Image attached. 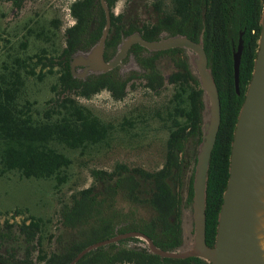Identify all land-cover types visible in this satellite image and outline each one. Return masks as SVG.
Returning <instances> with one entry per match:
<instances>
[{"label":"trees","instance_id":"trees-1","mask_svg":"<svg viewBox=\"0 0 264 264\" xmlns=\"http://www.w3.org/2000/svg\"><path fill=\"white\" fill-rule=\"evenodd\" d=\"M7 1L11 8L21 11L27 2L39 0ZM106 1L112 18L106 59L116 54L122 38L134 33H140L146 41H159L163 34L204 41L222 113L207 191L206 239L208 246L213 247L230 176L236 124L259 48L262 0H156L151 6L155 13L152 21H143L139 16L126 17L124 13L116 16V0ZM70 13L75 25L64 33L62 47L56 43L60 21H53L52 31L35 28V22L29 21L17 47L6 40L0 66V176L17 174L26 180L55 181L56 189L61 190L70 181L74 156H80L81 160L93 157L102 148L109 149L113 138L135 141L146 137L152 121L168 130L165 160L154 171L125 163L116 164L113 171L92 169V186L62 200L55 221L30 215L21 223L0 224V264H71L89 246L113 237L115 227L131 218L132 223L125 225L122 232L140 231L165 251L182 245L180 188L184 186L185 191L184 156L191 141L195 142L196 150L201 142L203 108L202 90L189 70L184 51L158 52L150 67L146 59L142 60L149 73L142 80L146 90L160 95L166 84L173 89L174 94L161 110L150 112L147 106L136 107L121 120L104 122L80 100H90L108 90L115 101H122L130 81L122 80L115 71L91 75L87 80L73 77V56L79 51H89L100 40L106 15L101 0H76ZM241 32H245V49L238 95L233 55ZM32 39L44 46L38 53L28 55ZM134 50L146 49L137 45ZM163 55H172L177 68L168 80L155 63ZM38 69L40 72L36 74ZM46 69L48 72L44 73ZM47 76L55 79L53 96L36 108L38 103L32 100L28 83ZM193 196L191 187L188 206ZM144 208L152 212L150 219L137 216L136 212ZM127 209L132 212L130 215L125 213ZM22 215L16 211L13 217ZM77 264L208 263L198 258L161 259L145 248L112 244L90 252Z\"/></svg>","mask_w":264,"mask_h":264},{"label":"water","instance_id":"water-1","mask_svg":"<svg viewBox=\"0 0 264 264\" xmlns=\"http://www.w3.org/2000/svg\"><path fill=\"white\" fill-rule=\"evenodd\" d=\"M106 15V26L100 40L86 52H77L71 61L73 77L85 80L88 76H100L117 67L130 49L138 44L152 53L180 49L184 51L189 70L202 90L201 142L197 148L187 187L193 177L194 196L189 211L182 215V245L165 251L147 235L132 232L96 243L82 251L71 262L77 264L90 252L111 245L122 239L137 238L144 242L149 254L161 259L187 260L198 258L208 264H264V0L260 19L261 35L254 61L252 79L241 107L230 157L229 180L218 218L216 241L208 246L207 191L212 154L221 127L222 113L219 90L211 69L203 39L195 42L184 35L149 42L140 33L122 40L117 55L110 61L105 59L107 39L112 26L111 11L106 0H101ZM244 34L241 32L234 50L235 87L240 95V72L244 53ZM167 36V38H165ZM82 67V70H78ZM185 187V192H188ZM188 194V193H187Z\"/></svg>","mask_w":264,"mask_h":264},{"label":"rangeland","instance_id":"rangeland-1","mask_svg":"<svg viewBox=\"0 0 264 264\" xmlns=\"http://www.w3.org/2000/svg\"><path fill=\"white\" fill-rule=\"evenodd\" d=\"M75 1H30L25 4L21 11H18L11 8V4L7 0H0V66L3 47L7 45L6 40L17 47L23 41L24 26L29 21L35 22L33 23L35 28L51 31L53 21H60V30L56 31V43L59 47L64 46V33L75 25V20L70 13V7ZM155 1L116 0L115 12L117 15L124 13L126 17L138 18L139 16L143 21H152L155 13L151 6ZM43 46V42L32 39L27 54L34 55ZM170 58L163 56L158 62L165 79H168L176 71ZM39 72L40 69L37 70L36 74ZM46 72L48 69L44 73ZM28 84L30 86L28 92L32 100H36L38 103L36 108L44 105L53 96L52 87L55 84V79L51 76L44 77L43 80L33 79ZM136 85L135 89L129 86L127 96L122 101H115L108 91H103L90 100L81 99L80 102L92 109L104 122H108L121 120L130 109L136 107L147 106L150 112L161 110L162 105L168 102L174 94L172 87L168 84L160 95H153L148 92L140 82ZM168 135V130L163 125L152 121L147 129L146 137L135 141L122 137L113 138L109 149L102 148L93 157H85L81 160L80 156H74L75 164L70 171V181L61 190L56 189L55 181L26 180L17 174L0 176V224L5 223V221H9L11 224L21 223L25 217L30 215L54 219L55 221V217L59 216L62 200L92 186L94 183L91 177L92 169L113 171L114 166L118 163H125L130 167H143L149 171L160 169L165 160L164 154ZM192 179L193 177L191 182ZM187 184L189 183L186 182V187ZM183 193L185 204L182 212L190 210L187 204L189 190ZM16 211H21L23 215L14 218ZM141 213L143 217H151L152 215L149 208H144ZM138 245L142 246V244Z\"/></svg>","mask_w":264,"mask_h":264},{"label":"flooded vegetation","instance_id":"flooded-vegetation-1","mask_svg":"<svg viewBox=\"0 0 264 264\" xmlns=\"http://www.w3.org/2000/svg\"><path fill=\"white\" fill-rule=\"evenodd\" d=\"M115 15L118 16L115 12ZM112 27V26H111ZM111 30V29H110ZM135 34V33H134ZM133 35V34H132ZM131 36V35H130ZM142 36V35H141ZM109 37V36H108ZM128 37V36H127ZM126 38V37H124ZM122 38V40L124 39ZM167 38V36L165 37ZM144 39V38H143ZM162 39V37H161ZM160 39V40H161ZM108 41V39H107ZM149 42H153V41H149ZM122 43V41H121ZM120 43V44H121ZM107 44V43H106ZM138 44L134 45L129 53H128V56L123 60V66H120V67H117L116 69L112 70V71H115L119 78H121L122 80L126 81V80H129L130 84L129 86L132 88V83H135L134 84V87L136 88L137 85L136 83L140 82L143 84V87H144V82H142V80H144V76L149 74L148 73V70L146 69L147 67L146 66H143L144 63H142V60L143 59H146L147 60V64L150 65L152 64V61L155 59V55L156 53H152L150 51H148L147 49L145 51H138V50H134L133 51V48L135 46H137ZM120 46V45H119ZM140 46V45H139ZM142 47V46H141ZM119 48V47H118ZM143 48V47H142ZM145 49V48H144ZM174 50V49H172ZM170 51V50H168ZM162 52H165V51H162ZM118 51L116 52V54L112 55V57L110 59H106V49H105V59L106 61H110L111 59H113L116 55H117ZM158 53V52H157ZM163 56H168V57H171L170 59L173 61L174 63V66H175V69L177 71V68H176V65H175V62H174V57L172 55H163ZM163 56L161 57H157L155 63H157V67L159 68L158 66V62H159V59L162 58ZM146 62V61H145ZM160 69V68H159ZM78 70H82V67H78L77 68V71ZM161 71V70H160ZM175 71V72H176ZM111 72V71H110ZM109 73V72H108ZM107 74V73H106ZM163 74V73H162ZM174 74V73H173ZM102 75H105V74H102ZM90 76H88L85 80H87ZM165 78V77H164ZM169 79V78H168ZM166 79V80H168ZM146 82V81H145ZM135 88H132V89H135ZM105 91H108V90H105ZM148 92H151L150 90L147 89ZM103 92V91H102ZM109 92V91H108ZM110 93V92H109ZM153 94V92H151ZM100 94V93H99ZM184 160H185V163H184V167H183V173H182V176H183V182H187V180L190 178L191 174L194 172L193 170V166H194V163L197 162V150H196V145H195V142L194 141H191L190 144L187 146V153L186 155L184 156ZM190 173V174H189ZM191 187H193V179H192V182L191 184L189 185V196H188V202H189V199H190V194H191ZM180 192H181V198H182V204H181V209L183 210V207H184V191H183V187L180 188ZM188 204V203H187ZM142 209H140V211H137V216H139L140 218H146V217H143L142 216ZM125 213H127V215H130L132 212L130 210H125ZM182 215H183V212L181 214V217H180V221H181V228H182ZM151 217H148L146 219H150ZM132 223V218L129 219V222L128 223H122L121 225H117L115 227V235L113 237H111L110 239L116 237V236H119V235H124V234H128V233H132V232H139V233H142L140 231H127V232H122L121 230L125 227V225H130ZM125 229V228H124ZM183 232V230H182ZM144 234V233H143ZM146 235V234H145ZM149 237V236H148ZM150 238V237H149ZM133 239H137V238H127V239H122V240H119L118 242L116 243H113V244H116L118 247H133V248H145L143 245H144V242L140 239H137V241H133ZM151 239V238H150ZM109 240V239H108ZM153 241V240H152ZM154 242V241H153ZM138 244H142V246H139ZM112 245V244H111ZM157 246V245H156ZM146 249V248H145Z\"/></svg>","mask_w":264,"mask_h":264}]
</instances>
